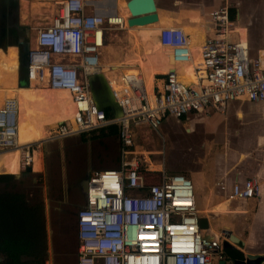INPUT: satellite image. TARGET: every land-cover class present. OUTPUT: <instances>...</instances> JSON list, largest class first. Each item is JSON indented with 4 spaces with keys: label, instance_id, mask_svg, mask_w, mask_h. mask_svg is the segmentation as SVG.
I'll list each match as a JSON object with an SVG mask.
<instances>
[{
    "label": "built area",
    "instance_id": "1",
    "mask_svg": "<svg viewBox=\"0 0 264 264\" xmlns=\"http://www.w3.org/2000/svg\"><path fill=\"white\" fill-rule=\"evenodd\" d=\"M57 15L36 32L35 47L28 49L26 79L36 86L66 90L75 113L51 136L64 139L118 124L119 167L88 177L84 206L76 213L78 240L76 264H210L218 256L225 233L208 236L200 226L192 182L179 173L150 170L132 150L133 130L158 131L163 119H181L206 110L221 112L229 102L264 101V56L248 57L245 40L236 33L229 7L210 13L208 35L198 48L199 65L192 69L195 82H185L175 66L165 72L161 88L146 90L138 70L127 71L118 81L102 73L100 55L105 36L118 15L87 11L84 0H58ZM158 42L170 49L175 65H192L189 34L180 27L159 31ZM103 74L121 117L108 118L94 104L89 78ZM18 102L6 98L0 106V152L17 145ZM20 150V168L32 166L35 150ZM38 148V147H37ZM162 155V154H160ZM159 174L147 182L146 173ZM254 180L233 186L230 200H248L257 194ZM48 264V261L45 263Z\"/></svg>",
    "mask_w": 264,
    "mask_h": 264
},
{
    "label": "crops",
    "instance_id": "2",
    "mask_svg": "<svg viewBox=\"0 0 264 264\" xmlns=\"http://www.w3.org/2000/svg\"><path fill=\"white\" fill-rule=\"evenodd\" d=\"M57 1L0 0V12L3 15H8L10 9L15 11L16 30L23 34L21 40L17 39L15 43L7 42V45L16 48L15 45L21 44L22 48L26 46L28 49L34 48L37 30L42 26L50 24L57 15L58 7L55 5ZM84 1L87 5V11L93 10L102 15H105L107 12L120 15V11L117 8L118 0ZM123 1L126 3L129 0ZM154 3L156 13L158 12L156 14L158 20L162 18L164 21L162 23L165 24L161 26V29L166 27H180L183 30L184 28H191L201 33L203 38L197 41L198 43H194L195 46L197 45L196 47L200 46L208 35L209 29L211 30L212 28L209 19L210 13L227 5L231 20L234 23V29L236 30V33L231 35V40L234 41L238 38L245 40L251 58H255L258 55L264 56V0H195L193 2L187 1V3L185 0H154ZM185 5L186 7H184ZM188 10L193 13L197 11L196 16H191ZM171 16H173L172 19H168ZM44 19L48 21L42 23ZM196 24L197 27H195ZM25 29L27 32L28 30L29 32L31 31L29 39L24 32ZM33 33L34 36L32 37ZM189 37L191 39V36ZM19 71L20 69L17 70V86H19ZM24 81L25 86L30 84L27 80ZM34 88H37V86ZM152 88L160 89V81L154 80ZM60 111L58 113L60 117L53 115V118L50 117L40 125L45 138L39 141L38 137L31 142L41 144L48 140L49 143H42V147L43 145H52L53 147L56 142L59 144L58 148L54 146V151H51V153L55 154L59 152V156L62 159L67 158L66 164L62 166L60 164L61 167L57 175L61 177V180L62 178L65 179L63 180L65 186L64 195L67 199L66 202L60 201L57 203L61 206L67 202L74 204H77L79 201L84 202V193L80 188V184L92 173L101 170L117 169L119 167L120 143L118 139V124L109 125L96 130V132L92 131L73 135L64 139L53 138L51 131L56 130L58 123L51 124V120L60 121L62 117L69 116L72 113L69 97L67 108L64 107ZM106 111L109 113L108 118H116L109 110ZM175 122L182 125L181 129L188 137H199L201 139L199 140V148L194 146L181 147L173 139L172 143L174 146L175 144L177 145L175 147H178L179 154L185 152L187 148L189 151H192L193 147L201 154V157L190 159L189 166L187 167H180L171 171H173L172 173L184 175L192 182L199 223L206 234L218 237L221 233H225L226 237L222 240L219 251V254L222 256L221 260H225L228 256L233 255L234 250L244 255L264 257V101L258 103L229 102L221 112L206 110V112L200 114H190L181 119H175ZM53 126L55 127L54 129H52ZM169 127L167 123H164L162 127L163 132H157L159 138L164 140V145L161 147L162 149L154 151H140L138 149L141 147L136 144L139 132L135 130L142 128L146 135L151 130L144 126L133 130L132 150L142 162L143 167L154 170L151 168L154 164V166L159 167L158 169L168 172L165 170V167L169 169V154L166 151L164 137L165 134H174L173 129L167 133ZM47 128H50V131H47ZM34 132L38 133L36 130ZM71 137L75 138L71 142L77 146L74 149H70L71 146L65 143L66 139ZM77 150H82L84 154L80 162L76 160L75 155ZM35 152L41 155V165L33 162L30 167V173L23 172L21 168L19 169L17 152H0V169L5 170V172L0 171V175H11L14 179H20V176H41L45 168L44 157L49 152L47 151L46 154L45 150L44 154L41 153V150ZM154 154L166 155V160L164 158V160H160V163H154L150 160V156ZM174 158L182 161L177 156ZM83 162L85 168H83ZM11 172L17 174H7ZM145 175L146 181L149 179L147 182H157L159 179V174L153 171L147 172ZM248 180H254L257 183L258 190L256 196L243 201L230 200L229 194L233 186L242 185ZM68 182H72L74 188L69 189L67 187ZM48 201L50 202L49 199ZM48 201L47 211L51 210ZM44 207L46 208L45 202ZM234 239L237 242H234ZM240 244L241 246H238ZM219 261L218 256H213L210 264H218ZM260 264H264V262Z\"/></svg>",
    "mask_w": 264,
    "mask_h": 264
},
{
    "label": "rangeland",
    "instance_id": "3",
    "mask_svg": "<svg viewBox=\"0 0 264 264\" xmlns=\"http://www.w3.org/2000/svg\"><path fill=\"white\" fill-rule=\"evenodd\" d=\"M187 1L193 2L195 0H187ZM187 1L185 0L186 3ZM125 6L126 4L123 1V4H120V7L124 8ZM184 7H186V5ZM118 18H120V20L122 19L121 21L123 23L124 20L123 9H121ZM128 18L129 15L127 16V19ZM47 21H48L47 19H44L42 23H46ZM127 28L128 27L126 25L124 28H120L117 26L111 28V30H108L106 32L104 48L101 50V55H100L101 66L104 64H109L110 66L116 64V66L118 65L119 69H121L122 71L130 70V69L139 70L137 62H132L133 65H127L129 64L127 63V60L136 59L139 61V59L143 56L144 50L138 45V43H136V40L134 39L135 37L133 35L134 33L129 32ZM24 32L27 34L29 39L31 35V31L29 32L28 30L27 32V30L25 29ZM33 36L34 33L32 34V37ZM156 41H158L157 37H156ZM134 45L135 47H133ZM111 52H113V54ZM248 57L251 58L249 53H248ZM123 62H125V64H122ZM17 70H18V66H17ZM123 73L125 72L118 73V76H121V74ZM164 74L165 73H157L154 75V78L156 75H164ZM25 80L27 79L25 78ZM30 86L36 87L34 84L32 85L31 82H30ZM20 95L23 102L25 103L24 106L25 110L28 111L30 114H33L34 119L40 115H47L46 117L41 119L37 125L35 124L36 125L35 127H30V126L27 127L32 130L34 128L38 130L41 127L40 125L46 122L53 115L54 116L58 115L60 117V115L58 114L59 111L64 107L67 108V104H68V96L65 95L60 96L47 90H44L41 96L36 95L35 93L34 94H30L27 92L21 94L17 93L18 98L20 97ZM30 100H34V101L30 103ZM164 123H167L171 127L168 128L167 133L171 132L170 131L171 129H173L174 131V134L173 133L165 134L164 137L166 151L169 154L168 166L170 169L169 170L168 168L165 167V170L168 171L169 173H172L173 171L171 170L178 169L180 167L189 166L190 159L201 157V154L198 153L197 150H195L193 147H192V151H189L187 148L185 152L179 154L177 150L178 147H175L177 146L176 144H179L181 147L194 146L199 148V140L201 139L199 137H188L187 135H185L181 129L182 125L177 124L175 122V119L171 116H168L167 118L163 119L160 126L158 127L157 132L160 133L163 132L162 127ZM54 128L55 127L53 126L52 129ZM47 131H50V128H47ZM135 131L139 132V138L136 140V144L141 148L138 150L154 151V150L162 149L161 147L164 145L163 142L164 140H161V138H159L156 131H149L147 135L144 134L143 132L144 130L142 128L140 130H135ZM145 137L147 139H140ZM74 139L75 138L71 137L69 139H66L65 141L66 144L71 146L70 149H74L75 147H77L74 143H71L73 142ZM173 139L174 142L176 143L175 146L172 143ZM39 141H41V139ZM44 142H47L45 144L49 143L48 140ZM42 143L39 144V146L34 145L33 149L35 151L41 150L42 154H44V150H45V154L47 153V151L49 152V154L44 157L45 168L43 174L41 176H33V175L28 177L20 176V179H12L6 182H1L0 193L17 192L24 194L27 197L28 201L32 203L40 202L42 205H44L45 202L46 208L44 207L43 209L45 212L44 219L46 222V240L48 243L46 262L48 261V264H76L78 240L76 235L75 213L82 206H84V202L79 201L77 204L67 202L66 204H62L61 206L57 204L60 201L66 202L67 199L66 196L64 195L65 186L63 180L65 179L62 178L61 180V177L57 176L60 167L66 164L67 158L62 159V157L59 156V152H56L55 154L51 153V151L52 152L54 151V146L55 148H58L59 144H57L56 142L53 147L52 145H48V146L43 145L42 147ZM75 156L77 162H80L81 161L80 159L81 158L83 159L84 157L83 151L77 150ZM173 156L174 157L177 156L182 161L174 158ZM164 158L166 160V155L163 156L160 154H154L150 156V160L154 163H160V160H164ZM34 162H36V164L41 165L40 153L35 152ZM83 168H85L84 162H83ZM0 171L5 172V170L3 169H0ZM22 171L24 172V170ZM7 174H17V173L11 172ZM147 181H149V179ZM67 187L69 189L74 188L72 186V182H68ZM48 199L50 200V202L48 201ZM47 201L51 208V210L48 211H47Z\"/></svg>",
    "mask_w": 264,
    "mask_h": 264
},
{
    "label": "bare ground",
    "instance_id": "4",
    "mask_svg": "<svg viewBox=\"0 0 264 264\" xmlns=\"http://www.w3.org/2000/svg\"><path fill=\"white\" fill-rule=\"evenodd\" d=\"M97 1V0H96ZM120 4H123V0H118V9L121 11L123 9L124 11V20L127 21V16L129 15V12L127 11L126 6L124 8L120 7ZM126 4V3H125ZM117 9V11H118ZM183 11V10H182ZM190 10H188L189 12ZM194 11V10H192ZM197 12V11H196ZM196 12H189L191 16H196ZM106 14H110V12H107ZM105 14V15H106ZM158 14V12L156 13ZM166 14V13H165ZM171 14V13H170ZM167 15V14H166ZM119 16V15H118ZM159 16V15H158ZM171 18L168 19H172ZM199 17V16H198ZM122 20V19H121ZM173 21V20H171ZM180 21V20H179ZM116 22H120V18H117ZM122 22V21H121ZM163 19L159 18L157 23L149 24L145 26H127L129 32H133L134 39L136 40V43L144 50L143 56L138 60H127V65H133L132 62H137L138 64V71L141 72L144 83L146 86L147 92L151 93L152 84L154 82V75L157 73H165L169 69L174 68L175 66L178 68V70L183 74V79L185 82H195V79L192 74V69L199 65L200 58L198 54V48L194 45L195 42L200 41L203 36L201 33L196 32L195 30L191 28H184L186 33H189V36H191V45L193 48V62L192 65L185 64V65H175V63L171 62L170 58V49L162 47L158 41H156V37L159 34V31L161 29L163 24ZM166 23V22H165ZM181 23V21H180ZM127 24V22H126ZM186 27V25H185ZM191 27V26H190ZM197 27V24L195 25ZM163 28V27H162ZM167 28V27H166ZM200 31V29H199ZM132 39V38H131ZM133 41V40H132ZM198 43V42H197ZM201 43V42H200ZM135 47V45L133 46ZM113 54V52H111ZM109 59V58H108ZM118 62V61H117ZM122 64H125L123 62ZM17 66H18V55H17V49L15 47H9L4 51L3 49H0V105L6 98H16L18 102L17 93L21 94L24 92L31 93V94H37L40 95L42 92L46 89L50 92H57L63 95H66L70 99V104L72 107V113L69 116L62 117L61 120H51V124H59L65 120H72L75 109L71 102V98L66 90H54L50 88H45L44 86H37L40 88H34L31 87L30 84L27 87H19L16 85L17 80ZM102 73L111 81H118V73L127 72L130 70H124L122 71L119 69V66L116 64L113 66H110L109 64H104L101 66ZM32 85L35 84L33 81H31ZM36 85V84H35ZM45 88V89H44ZM19 110V106H18ZM57 126V125H56ZM19 112H18V134H17V145L15 148L11 150H7L4 152H11L15 151L18 153V163H19V169H20V150L23 146L29 145V144H35L34 142H28V143H19ZM38 137L39 139L45 138V134L43 133L42 128L40 127L38 130ZM34 162V153L32 158V164ZM151 168L158 169V166L152 165Z\"/></svg>",
    "mask_w": 264,
    "mask_h": 264
},
{
    "label": "trees",
    "instance_id": "5",
    "mask_svg": "<svg viewBox=\"0 0 264 264\" xmlns=\"http://www.w3.org/2000/svg\"><path fill=\"white\" fill-rule=\"evenodd\" d=\"M25 70L20 68L19 87L25 86ZM57 95H63L52 92ZM37 95V94H36ZM41 96V94L39 95ZM66 96V95H65ZM106 117L109 113L104 110ZM28 118L19 121V143L38 138L28 127ZM14 179L0 175V183ZM47 240L43 205L32 203L22 193H0V264H45Z\"/></svg>",
    "mask_w": 264,
    "mask_h": 264
},
{
    "label": "water",
    "instance_id": "6",
    "mask_svg": "<svg viewBox=\"0 0 264 264\" xmlns=\"http://www.w3.org/2000/svg\"><path fill=\"white\" fill-rule=\"evenodd\" d=\"M126 8L129 12V18L127 19V26H145L149 24L157 23L158 18L156 15V7L154 0H129L126 2ZM18 55V69L21 67L26 70L27 67V46L21 47V44L15 45ZM173 63L172 57H170ZM156 79H164L165 75H156ZM90 93L94 104L100 111L109 110L110 113L116 117H121V111L115 103L110 89L107 85L103 74H96L89 78ZM61 123L57 124L56 128ZM26 173L31 172L30 167L24 169ZM88 178L82 181L80 188L85 194L87 190ZM234 242L237 240L234 239ZM239 243V242H238ZM238 246H241L238 245ZM264 262V257L244 255L241 252L234 250V254L228 256L225 260H220L218 264H260Z\"/></svg>",
    "mask_w": 264,
    "mask_h": 264
},
{
    "label": "flooded vegetation",
    "instance_id": "7",
    "mask_svg": "<svg viewBox=\"0 0 264 264\" xmlns=\"http://www.w3.org/2000/svg\"><path fill=\"white\" fill-rule=\"evenodd\" d=\"M15 20H16L15 11L10 9L8 11V15L7 14L3 15V13L0 12V49L1 50L2 49L5 50L11 47L7 45V42L15 43L17 39L21 40L23 37V34L20 31L16 30ZM34 100H30V103H32ZM18 106H19V121L28 118L27 123L28 126L30 127H35L40 122L41 119L47 116V115H40L34 119V115L30 114L28 111L25 110L24 107L25 103L23 102L21 95L18 98ZM34 130L36 129L34 128Z\"/></svg>",
    "mask_w": 264,
    "mask_h": 264
}]
</instances>
